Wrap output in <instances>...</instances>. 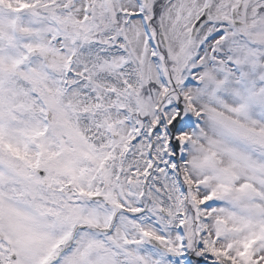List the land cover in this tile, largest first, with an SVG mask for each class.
<instances>
[{
  "label": "snow or ice",
  "instance_id": "snow-or-ice-1",
  "mask_svg": "<svg viewBox=\"0 0 264 264\" xmlns=\"http://www.w3.org/2000/svg\"><path fill=\"white\" fill-rule=\"evenodd\" d=\"M0 264H264V0H0Z\"/></svg>",
  "mask_w": 264,
  "mask_h": 264
}]
</instances>
